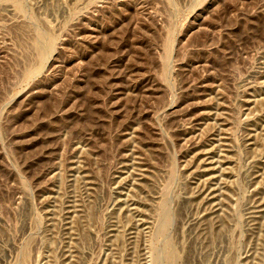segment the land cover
Masks as SVG:
<instances>
[{
  "label": "rangeland",
  "instance_id": "obj_1",
  "mask_svg": "<svg viewBox=\"0 0 264 264\" xmlns=\"http://www.w3.org/2000/svg\"><path fill=\"white\" fill-rule=\"evenodd\" d=\"M0 264H264V0H0Z\"/></svg>",
  "mask_w": 264,
  "mask_h": 264
},
{
  "label": "bare ground",
  "instance_id": "obj_2",
  "mask_svg": "<svg viewBox=\"0 0 264 264\" xmlns=\"http://www.w3.org/2000/svg\"><path fill=\"white\" fill-rule=\"evenodd\" d=\"M164 253H165L166 258H169V259H171V260H174V259H175L176 253H175V251L171 248L170 245L167 247V249H166V251H165Z\"/></svg>",
  "mask_w": 264,
  "mask_h": 264
}]
</instances>
